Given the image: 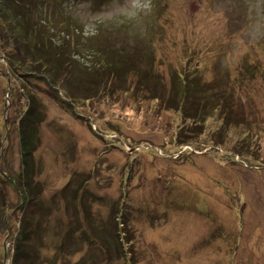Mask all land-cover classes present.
<instances>
[{"label": "rangeland", "instance_id": "1", "mask_svg": "<svg viewBox=\"0 0 264 264\" xmlns=\"http://www.w3.org/2000/svg\"><path fill=\"white\" fill-rule=\"evenodd\" d=\"M65 1L36 6L64 11V23L76 20V30L63 35L72 47L89 38L88 54L113 37V50H130L135 66L159 76L166 91L175 72L194 74L203 88L222 91L217 98L227 105L220 111L232 121L222 129L214 117L220 113L212 112L191 133L180 114L130 89L62 108L32 75L27 91L44 120L28 178L42 186L46 206L52 198L57 206L21 210V192L9 183L26 191L15 113L26 98L19 93L4 108L8 65L0 56V264H13L19 225L29 215L40 233L15 264H126L111 246L122 218L130 264H264V0ZM65 189L77 193L65 196ZM113 204L120 214L111 213ZM75 210L86 236L71 241L65 230Z\"/></svg>", "mask_w": 264, "mask_h": 264}, {"label": "trees", "instance_id": "2", "mask_svg": "<svg viewBox=\"0 0 264 264\" xmlns=\"http://www.w3.org/2000/svg\"><path fill=\"white\" fill-rule=\"evenodd\" d=\"M42 1L0 0V56L6 58V64L8 65L4 72L7 83V88L4 89L6 94L4 108L8 111L10 103L15 104V98L19 93L25 95L26 98L25 107L22 110L17 107L15 110L18 115L17 129L19 132L20 155L22 157V171L26 176L23 177L21 183L25 186L26 191L16 187L13 181L9 183L21 192H19V207L21 210L29 204L30 207L34 206L39 210L47 209L49 211L57 206L54 198L51 200L52 204L49 203L46 206L40 196L42 186L33 183L28 178V171L31 172L34 169L33 157L40 143L39 125L44 120L42 116L35 113L36 108H38L35 95L27 91L28 85H34L32 75L40 82L45 83L43 91L47 92V95L62 108L76 102L78 98H89L91 100L90 95L92 94H101L100 96H105L106 93L110 96L119 95L120 90L124 89L126 93L130 91L129 93L140 96L144 100L154 101L155 99L156 102L160 101L166 111L177 112L184 120L189 121V123H185L184 127L187 129L186 131H192L191 133L200 129L198 125L210 120L212 112L220 113L219 116L214 115V117L216 119L220 117L224 121L222 129H225L232 121H228L229 112L220 111L221 107L225 108L227 105L224 98L221 100L217 98V96H220L217 93H222V91L210 92L208 88H203L200 81L195 80L196 76L194 74L191 80L188 73H183V78L175 72L174 83L171 85L172 91L167 88L166 91L164 87L160 88L161 80L159 76L155 75L153 79L150 73L135 66L134 60L130 59L132 57V54L129 53L130 50L125 53L121 52L124 54L113 50V43L111 42H116L111 40L113 37L102 42L103 44L93 45L92 53L88 54L84 52L86 50L84 43L89 38H85L83 41L80 40L79 45L72 47L70 43L64 40L63 35L70 30H76L78 27L76 20H68V23H64L63 20H66L65 12L62 10L51 11V8L49 10L38 8L36 5L41 6ZM60 1L63 2H60L59 5H65V0ZM107 1L110 0H96L95 2L105 5ZM57 12L59 13L56 14ZM95 59L103 63L94 62ZM124 59L129 63H126ZM15 73L22 76L18 84L14 80L17 76ZM131 74L132 76H130ZM110 81L116 83V85ZM223 93L225 94L226 91ZM226 110L230 111L231 109ZM243 143L247 146H255L254 140L250 141L244 138ZM230 157L234 160V157ZM236 157L239 160L238 156ZM1 173L5 174L4 172ZM18 184H20L19 181ZM78 186H83L81 180ZM69 193L76 194L77 192L76 190L73 192V190L67 189L62 192L65 196ZM83 196L91 197L93 195L91 192L86 191ZM66 205L69 207L68 202ZM114 206L117 207L118 205L113 204L111 206V213L114 211ZM72 208H77L74 201H72ZM120 212V209H118L113 214L118 215ZM74 214V217L70 220V227L72 225L74 227L65 230V239L69 238L71 241L80 236H86L85 233L83 234V230L78 229V224L81 223L78 211L75 210ZM122 214L126 218V214L123 212ZM91 220L86 217L87 222H91ZM32 222L36 223L33 228L37 227L40 230L41 225H39L35 215L33 217L29 215L26 221L19 225L20 232L16 236V243L13 246V264L17 259H25L29 256V241L40 233L38 230L35 232H33L34 229L31 230ZM120 223H124L123 218ZM120 223H116L118 233H116L117 237L112 241L111 246H114L116 256L124 259L126 264H130L129 244L126 242L127 235L125 231H122L123 229H119ZM116 226H114L115 229ZM45 230L48 231L46 228ZM96 238L102 241L105 240L99 235H96Z\"/></svg>", "mask_w": 264, "mask_h": 264}]
</instances>
